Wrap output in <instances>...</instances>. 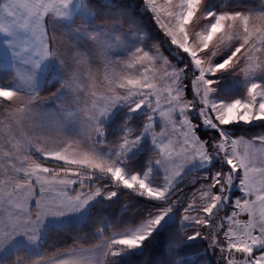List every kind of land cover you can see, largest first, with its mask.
I'll use <instances>...</instances> for the list:
<instances>
[{
  "label": "snow or ice",
  "instance_id": "1",
  "mask_svg": "<svg viewBox=\"0 0 264 264\" xmlns=\"http://www.w3.org/2000/svg\"><path fill=\"white\" fill-rule=\"evenodd\" d=\"M143 2L184 63L178 66L164 55L159 42L122 57L120 21L77 22L93 14L87 0H0V33L36 66L48 59L58 62L65 73L61 88L71 97L60 112L46 113L32 76L19 71L18 88L0 87V250L18 236L37 240L46 217L77 211L102 193L110 200L123 188L158 206L134 226L99 228L92 249L59 252L54 264H108L121 252L141 248L172 213L181 228L171 247L201 239L220 264H264V132L245 139L223 130L264 121V0L256 7L218 12L206 11L205 0ZM72 33L85 43L74 41ZM223 72L243 80L240 98H215L216 77ZM118 105L129 113L146 110L145 119L140 128L125 121L124 133L110 142L103 121ZM64 120L77 122L76 136L65 135ZM201 125L218 134L203 138ZM145 136L154 149L148 167L142 174L130 172L127 154ZM216 158L221 166L211 178L193 177V187H177L186 168ZM153 166L163 173L158 186L150 180ZM234 186L239 192L232 199ZM183 259L177 255L172 264ZM12 264L26 260L17 257ZM30 264L48 261L44 254Z\"/></svg>",
  "mask_w": 264,
  "mask_h": 264
},
{
  "label": "trees",
  "instance_id": "2",
  "mask_svg": "<svg viewBox=\"0 0 264 264\" xmlns=\"http://www.w3.org/2000/svg\"><path fill=\"white\" fill-rule=\"evenodd\" d=\"M260 0H222L220 8H251L256 7ZM88 8L93 13V24L104 21H120V27L143 33V46L151 49L152 45L159 42L163 54L179 66L184 63V57L169 45L165 40L162 31L155 23L153 14L146 8L143 0H87ZM13 78L11 69H0V82H6ZM60 86L58 79L45 83L39 89L41 96H46L57 90ZM219 95L225 100L238 98L242 92L240 87L236 89L219 90ZM193 119H198L196 112L192 113ZM145 112L129 113L127 106L117 109L111 118L103 124L105 139L115 141L123 133L125 121L133 128L143 126ZM223 130L232 137L244 136L252 138L258 133L264 132V121L244 124L243 122L224 126ZM203 138L216 136L217 130L208 126L198 129ZM150 142L145 139L141 148L127 157L126 168L134 172H142L147 166L149 157L153 151ZM38 159H42L37 157ZM46 163H53L47 161ZM221 166L219 158L215 159L208 166L195 168L186 171L178 180L177 187L189 189L193 187L190 181L193 177L207 175L211 178L216 168ZM107 181H102L106 183ZM200 179H197V184ZM114 187V186H113ZM117 196L112 199L100 198L94 201L86 212L85 217L79 222L65 226H47L40 236L38 244L39 251L36 254H29L23 247H18L10 252L0 261L3 264H12L21 257L30 264L32 260L39 259L79 247H92L100 239L99 228L105 232L109 229H122L128 225L137 224L147 214L158 206L159 202L151 201L146 197L135 195L128 189L118 188ZM172 220L165 222L153 233L148 241L138 250H126L117 257H111L108 264H172L177 255L184 257L183 264H220L215 250L210 249L207 241L197 239L185 241L180 249L171 247L173 240L178 238V231L181 228L180 220L175 213H172ZM183 249V251L181 250Z\"/></svg>",
  "mask_w": 264,
  "mask_h": 264
},
{
  "label": "rangeland",
  "instance_id": "3",
  "mask_svg": "<svg viewBox=\"0 0 264 264\" xmlns=\"http://www.w3.org/2000/svg\"><path fill=\"white\" fill-rule=\"evenodd\" d=\"M105 1V0H104ZM106 1H110V0H106ZM206 3H205V7H207V11L209 9V11H212L214 12V5L212 3V0H205ZM220 8V7H219ZM221 9H224V8H221ZM235 8H230V10H233ZM85 18V17H83ZM81 18V19H83ZM88 20H90L92 23L93 22V14L90 18H86ZM84 20V19H83ZM98 24H101V23H98ZM130 32H128V34H126L127 37H129V42L128 45L129 46H137L139 44H141V41H142V37H143V33L141 32H135L133 30H128ZM13 50V51H12ZM4 51H7V53H9V55L7 57H4V56H1L0 55V69H12L13 72H14V78L10 79L9 81H6V82H0V87L2 88H12V89H16L18 88L19 84H20V80L19 78L17 77V73L19 71H23L26 75H29V76H32L34 78V82L39 86V89L43 86V76H42V73L39 74V70L35 69V68H31V67H28V66H32L31 64H28L27 61L28 60V55L27 53H22L20 51V48L18 47V45L16 43H13V44H8L6 47H4ZM4 51H1V52H4ZM0 52V53H1ZM223 59V57H219L217 58V62H221ZM47 61V60H46ZM44 64L43 62L39 64L42 65ZM36 65L34 64L33 67H35ZM56 79V78H54ZM54 79H51L49 80L48 82H45V83H50L52 80ZM218 83H217V86H216V93H215V98L217 100H222L224 102H230L231 100H225L223 98L220 97L219 95V90H228V89H236L238 87H240L242 89V92L241 94L239 95L238 98L241 97L242 93L244 92V82L243 80L240 78V77H237L233 74H231L230 72H223V73H220L217 75L216 77ZM13 80V81H12ZM59 80V79H58ZM60 81V80H59ZM44 83V84H45ZM60 85H61V81H60ZM60 87V86H59ZM59 89V88H58ZM57 89V90H58ZM57 90H55L54 92H52L51 94L49 95H46V96H41V97H49L51 96L53 93H55ZM44 100H42L41 103H43ZM40 103V104H41ZM40 104H39V107H40ZM44 103L42 104V106L40 107V109L45 112L47 110V108L45 106H43ZM125 105H122L120 106L119 108L123 107ZM118 108V109H119ZM117 110V109H116ZM115 110V111H116ZM60 111V110H59ZM114 111V112H115ZM146 110H141L139 112H145ZM113 112V113H114ZM138 112V113H139ZM112 113V115H113ZM197 113V112H196ZM131 114V113H130ZM198 114V113H197ZM111 115V116H112ZM110 116V118H111ZM109 118V119H110ZM107 119V121L109 120ZM106 121V122H107ZM104 122V123H106ZM255 122V121H254ZM3 123V118L0 117V125H2ZM103 123V124H104ZM0 130H3L2 128H0ZM63 131L65 133V135L69 136V137H74L76 136V133L73 132V124H72V121L71 120H64V123H63ZM125 131V128L123 127V131L122 133H124ZM226 133V132H225ZM227 134V133H226ZM228 135V134H227ZM245 139H251V138H246L244 137ZM147 139L151 146H152V143H151V137L150 136H145L142 138L140 144L135 148L133 149L131 152H129L127 154V157L129 155H131L132 153H134L135 151L139 150L141 148V144L142 142ZM153 147V146H152ZM240 150L242 151L243 150V146H239ZM37 157L41 158L39 156V154H36ZM217 159V158H216ZM215 160V159H214ZM213 160V161H214ZM212 161V162H213ZM211 163V162H210ZM210 163L208 164H205L203 166H201L200 164H194V165H191L189 166L188 168L185 169V172L188 171V170H192V169H195V168H201V167H204V166H208ZM148 167V166H147ZM147 167L143 170L145 171L147 169ZM127 169V168H126ZM128 171L130 172H134V171H131L129 169H127ZM140 172L141 174L143 173ZM184 172V173H185ZM162 177H163V173H162V170L159 169L158 167H155L153 166V172H152V175L150 177V180H151V183L153 185H159L161 180H162ZM2 178V177H0ZM75 187V186H74ZM239 192V188L237 186H234L232 189H231V192H230V198L232 199H235V196L233 194L235 193H238ZM39 195V192L37 190V196ZM49 195H55V193H50ZM100 198H106V195L105 194H101L99 196H96L94 199L90 200L88 202V204L86 206H84L83 208L81 209H78L77 211H74V212H69V213H65L64 215H61V216H54V221L53 222H56V224H59V226H65L67 224H71L73 222H79L80 220H82L85 215H86V212L88 210V207L96 200L100 199ZM35 205V198L33 200V207ZM172 214H169V216L165 217V219L161 222V225H163L165 222L167 221H170L172 220ZM47 220H51L50 218L46 217V219L44 221H47ZM136 225V224H133V226ZM160 225V226H161ZM158 226V228L160 227ZM123 229V228H122ZM44 232V231H43ZM27 241V238L26 237H23V236H18L16 237L12 242H10V244L6 247H9L10 249V252L11 250H14L18 244L20 243H23V242H26ZM5 247V248H6ZM130 250H138V249H130ZM64 252V251H63ZM6 252L3 253V250H0V259L4 258V256H6ZM54 255V254H53ZM51 256V255H50ZM48 257V256H47ZM46 258V257H45Z\"/></svg>",
  "mask_w": 264,
  "mask_h": 264
},
{
  "label": "crops",
  "instance_id": "4",
  "mask_svg": "<svg viewBox=\"0 0 264 264\" xmlns=\"http://www.w3.org/2000/svg\"><path fill=\"white\" fill-rule=\"evenodd\" d=\"M221 2H222V0H212V3L214 5V9H215L214 12H218L219 10H221V8H219V5L221 4ZM205 3H206V1H205ZM244 9H247V8H235L233 10H244ZM205 10L207 11V7H205ZM208 11H209V9H208ZM81 18H83V17H78L77 18V22H80L81 20H83V19L85 20L86 19V18H83V19H81ZM87 23L90 24V25H93V23L90 20H88V19H87ZM94 25H100V24H94ZM59 27L67 29V25L66 24H62ZM117 28H120V26L117 25ZM128 30L129 29H124L123 28V31H124V34H125V43L123 44V46H121L117 50L122 57L123 56H127L130 52L134 51L137 46H141V47L145 48L143 46L142 41H141V44H139L137 46H134V47L128 45V43H130L129 42V37L126 36V34H128V32H130ZM72 38H73L74 41H76L80 45H83L85 43V39L78 33H72ZM142 40H143V37H142ZM9 43L13 44V43H16V42L13 39H11V38H6L4 33H0V52L4 51V47H6ZM0 55L4 56V57H7L9 55V53H7V51H4V52H1ZM42 62L44 64H42L40 66L33 67L34 63L27 61L28 64L32 65V66H28V67L35 68V69L39 70V74L42 73L43 84L45 82H48L51 79H54V78L59 79L61 81V83H62L63 79L65 78V73L61 70V67L58 64V62H56L54 59H48L47 61L45 60V61H42ZM93 71H95V67L94 66H93ZM12 72H13V70H12ZM84 76H85V80H87V70H85ZM13 78H14V72H13ZM102 79H103V77L101 76L100 80L102 81ZM42 100H44V102H43L44 105L43 106H45L47 108V110L45 111L46 113H58V112L61 111L63 106H66V105L71 103V97H69L67 95L66 91L61 88V85H60L59 89L55 93H53L49 97H45V98L42 97ZM43 103L40 104V107L42 106ZM120 106H122V105H118L115 109H113V111L104 119L103 123L106 122L107 119L110 118L112 113L116 109H118ZM71 121H72V124H73V132L76 133V135H77L79 133V126H78V124H77V122L75 120H71ZM48 218H50L51 220H47V221L43 222V224L41 225V227L39 229V235H38V239L37 240L29 241L27 239L26 242L18 244L16 248L23 247V248H25L27 250V252L29 254H36L39 251L38 241H39L40 236L43 234L44 229L47 226H59V224H56V222H53L54 221L53 220L54 216H48ZM67 225H69V224H67ZM9 247H6L5 249H3V253L6 252L7 253L6 255H8L10 253V250H9L10 248ZM81 248L84 249V250H90V249L93 248V246L92 247H79V248H76V249H81ZM14 250H11V252L14 251ZM71 250L72 249L64 251V252H69ZM57 254H54V255L46 257V260L48 261V264H54V259H55ZM65 258H67V257H65Z\"/></svg>",
  "mask_w": 264,
  "mask_h": 264
}]
</instances>
